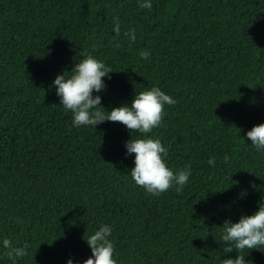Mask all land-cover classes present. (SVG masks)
<instances>
[{"label":"trees","instance_id":"obj_1","mask_svg":"<svg viewBox=\"0 0 264 264\" xmlns=\"http://www.w3.org/2000/svg\"><path fill=\"white\" fill-rule=\"evenodd\" d=\"M140 2L0 0V264H11L4 238L29 245L17 264H83L85 240L104 225L117 264H222L237 254L264 264V246L226 253L219 228L264 204V151L245 136L264 124V0ZM114 17L122 33L135 29L134 43L112 39ZM83 53L112 69L93 93L105 110L152 87L177 101L145 136L168 149L174 173L191 163L180 194L152 196L132 180L124 142L141 134L108 121L73 127L52 85Z\"/></svg>","mask_w":264,"mask_h":264},{"label":"clouds","instance_id":"obj_2","mask_svg":"<svg viewBox=\"0 0 264 264\" xmlns=\"http://www.w3.org/2000/svg\"><path fill=\"white\" fill-rule=\"evenodd\" d=\"M139 7L151 10V0H142ZM114 33L112 39L119 41L122 37H127L129 44L136 40L135 29L121 32V22L118 17H114ZM119 43L116 47H119ZM95 50V45H93ZM84 58L75 63L70 76L65 73L59 74L53 81L56 95L60 98V104L65 111L73 114V127L90 126L94 129L96 125L105 121L124 125L130 133H139L142 138L124 142L125 158L134 154V168L130 175L134 183L142 187L146 193L152 196H160L170 188H175L180 194L189 181L191 175V163L186 164L177 172H173L166 165L165 158L168 156V149L163 146L159 139H153L145 134L152 133L153 129L162 126V119L165 115V105H175L171 96L166 95L158 87L142 91L134 95L130 106L123 105L113 108L110 112L101 105V96L93 93H101L106 85L103 82L105 77L110 79L109 74L113 73L110 67L94 58L90 53H83ZM140 57L143 60L150 59L149 51H141ZM251 146L258 152L264 151V124L253 126L245 133ZM242 140V139H241ZM230 157L225 154L223 163L228 164ZM207 163L215 167L216 158H210ZM221 231V241L226 245L224 251L231 253L234 250L242 253L245 250H254L264 246V204L258 205V211L251 216H241L239 221L232 223L225 220L219 227ZM112 232L110 225H104L95 231L85 240L91 250V257L84 260L83 264H117L113 259L114 245L109 239ZM4 256L17 264L18 259L26 256L29 245L26 243L22 247L16 246L11 239L2 240ZM67 264H73L69 259ZM222 264H250L245 261L243 255L237 254L235 259H224Z\"/></svg>","mask_w":264,"mask_h":264}]
</instances>
